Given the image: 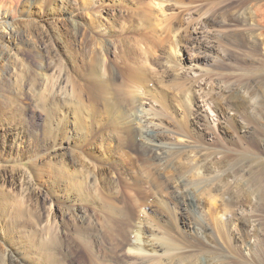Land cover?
I'll return each mask as SVG.
<instances>
[{"label":"rangeland","instance_id":"374dc122","mask_svg":"<svg viewBox=\"0 0 264 264\" xmlns=\"http://www.w3.org/2000/svg\"><path fill=\"white\" fill-rule=\"evenodd\" d=\"M209 15L214 23L205 24ZM195 33L213 48L198 53L190 41ZM54 58L71 59V80L87 86L84 98L91 109L84 128L71 124L70 117L64 135L57 137L64 145L61 153L77 160L85 156L98 166L101 198L130 210L127 221L114 223L118 238L97 225L89 227L84 217L82 229L90 238L81 248L72 244L71 264H88L87 256L98 264H127L129 220H142L153 237L169 245L174 264H264V124L215 108L225 105L226 91L230 97L234 92L253 100L264 117V0H0V226L21 213L26 222H45L55 207L61 210L51 202L65 203L62 183H51L59 158L43 156L52 142L48 122L33 100ZM128 63H139L153 90L167 93V109L160 96L145 99L141 89L125 81ZM190 66L196 69L192 74L200 72L196 78L203 75L200 88L206 87L194 95L193 113L180 99L174 76L189 74ZM14 100L21 106L19 124L7 118ZM139 100L159 119L162 142L179 146L170 155L205 152L216 168L228 172L229 198L219 192L211 198L197 195L202 209L196 213L202 212L203 222L176 206L172 173L157 166L135 139L137 130L128 121ZM17 125L25 136L10 149L1 140L3 129ZM176 164L187 165L184 160ZM159 190L166 195L159 197ZM57 191L59 197L53 198ZM226 203L237 205L234 227L221 225ZM68 210L76 217L92 214L82 202L69 204ZM2 250L0 245V264Z\"/></svg>","mask_w":264,"mask_h":264},{"label":"bare ground","instance_id":"6f19581e","mask_svg":"<svg viewBox=\"0 0 264 264\" xmlns=\"http://www.w3.org/2000/svg\"><path fill=\"white\" fill-rule=\"evenodd\" d=\"M159 4L161 5V3H157V5ZM204 22L205 24H212L214 20L209 15L205 16ZM54 32L55 39L60 40V33L56 29H54ZM165 33L164 37L167 34ZM198 34L195 33V36L190 40L192 46L197 48L198 53L206 51V48H213L211 44L206 46L205 42L198 38ZM71 63L72 61L69 58L66 60L54 58L51 63L49 78L43 79L42 90L33 97L34 107L41 111L47 120L52 137L51 145L46 148L43 156L49 160L59 158L57 165L54 166L56 171L52 172L51 183L57 187L58 182L62 183L60 191L61 193L64 192L65 203L60 206L54 201L51 202V207L52 205L59 206L61 210L57 213L55 207V211H51L48 214L45 222L41 220L26 222L23 220L21 213L15 216L19 219L9 218L2 223L0 226V245L3 248L1 264H71L69 258L74 253L72 248L76 246L81 248V245H88L90 238L89 233L82 229V227L86 229L85 224L82 223L84 217L88 219L89 227L97 225V227L104 228L108 236L115 238H118V233L113 229L114 223H121L129 219L130 210L127 207L119 205L115 200L101 198L99 186L102 180V172L98 166L86 160L85 156H81L80 160H77L74 155L64 157L63 155L65 154L61 153L64 145L57 140V137L64 135L63 131L70 124V117L73 119L71 124L84 128L91 111L90 105L85 103L84 98L85 95H88L86 92L87 86L78 85L71 80L69 74ZM125 68V81L130 83L131 87L141 89L145 99H156L160 96L161 103L159 104L167 109V93L164 94L153 90L146 70L139 63H128ZM194 68L190 66L188 69L189 74L187 75L179 74L178 72H175L176 74L174 75L177 78L175 84L182 89L179 97L180 99L182 98V102L190 113H193L196 109L194 95L206 88H200L202 84L199 78L203 75L197 74L198 78H196L195 74L200 72L192 74L193 71H196ZM99 87L102 88L103 86L100 85ZM225 93V105L215 104V108L229 109L235 115H244L248 119L254 117L252 119L253 122L264 124V117L258 114L259 111H256L257 108L253 104V100H241L234 92L231 93L232 97H230L228 91ZM143 104L147 105L139 100L134 105V110L128 121V124H131L137 130L135 139L148 148L152 157L156 160L157 166L165 165V168L172 173V191L176 206H182L188 215L195 213L198 216V221L203 222L201 219L202 212L199 215L196 213L197 210L200 211L202 209L198 204L197 195L207 193L206 196L211 198L213 192H219L223 198L225 196L229 198L230 184L226 182L228 172H224L218 167L216 168L212 156L205 152L199 151L197 154L187 155L178 159L170 155V150L179 148V146L174 143L162 142L165 138L164 135L156 131L159 119L154 114L149 113L148 109H144ZM12 106L14 108L8 112L7 118L11 123L19 124L21 106L18 102L15 103V100ZM148 106L150 105L148 104ZM3 130L5 131L1 136V140L4 143L3 145L10 149H13L14 146L18 147L24 139V131L19 125L8 126ZM242 131L245 135L250 134L248 128L242 127ZM10 141L11 144H9ZM16 155L18 154L16 153ZM183 160L187 163L186 166H178L176 164L178 161ZM153 184L151 183L154 189L158 188L155 181H153ZM157 194L159 197H164L166 192L159 190ZM58 195L57 191V194H52V197L57 198L59 197ZM80 202L84 203L88 210L92 211V214L82 212L79 217L78 215L77 217L71 215L68 205L71 203L73 205L79 204ZM5 205V203L2 204L4 207ZM235 206L237 205L228 206L227 203L225 204L226 212L220 217L221 225L230 224L233 227L235 226L233 224ZM95 214L100 217V221H96L93 218ZM252 215L254 214L252 213ZM79 223H81V226ZM144 226L142 220L128 221L130 239L124 245V255L128 258L127 264H174V257L169 251V249L171 250L169 245L153 237L151 230H146ZM192 228L199 230L198 232L201 233V229L195 226V223ZM69 234L72 235V241L66 240V236ZM87 261L88 264H98L90 256H87Z\"/></svg>","mask_w":264,"mask_h":264}]
</instances>
